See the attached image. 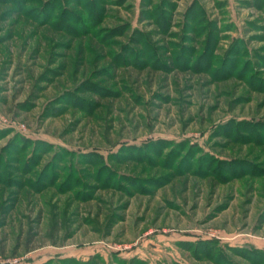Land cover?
<instances>
[{
	"label": "rangeland",
	"instance_id": "1",
	"mask_svg": "<svg viewBox=\"0 0 264 264\" xmlns=\"http://www.w3.org/2000/svg\"><path fill=\"white\" fill-rule=\"evenodd\" d=\"M264 0H0V264H264Z\"/></svg>",
	"mask_w": 264,
	"mask_h": 264
},
{
	"label": "trees",
	"instance_id": "2",
	"mask_svg": "<svg viewBox=\"0 0 264 264\" xmlns=\"http://www.w3.org/2000/svg\"><path fill=\"white\" fill-rule=\"evenodd\" d=\"M260 128H263L264 126H261V124L258 125ZM85 264H89V262L85 263ZM139 264H143V263H139Z\"/></svg>",
	"mask_w": 264,
	"mask_h": 264
}]
</instances>
